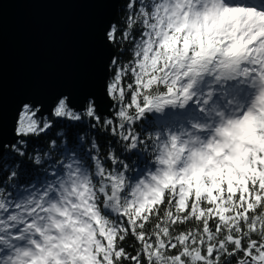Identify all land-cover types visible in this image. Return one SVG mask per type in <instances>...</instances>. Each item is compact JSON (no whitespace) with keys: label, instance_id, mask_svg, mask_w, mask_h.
Segmentation results:
<instances>
[{"label":"snow or ice","instance_id":"obj_1","mask_svg":"<svg viewBox=\"0 0 264 264\" xmlns=\"http://www.w3.org/2000/svg\"><path fill=\"white\" fill-rule=\"evenodd\" d=\"M128 7H137V0H130ZM137 22L144 30L134 45V64L120 69L108 86L109 95L123 101L122 77L131 72L134 78L135 87L128 85L131 102L119 111L123 121L132 123L146 110L183 107L191 101L196 80L204 73L196 66L201 47L207 50L202 66L217 79L232 78L234 69L244 73L238 79L246 82L264 76V0H151L139 4L127 27ZM116 33L112 25L107 39L116 42ZM123 36L136 39L131 31ZM174 51H186L181 62ZM154 84L164 86L163 95L151 94ZM133 106L136 117L127 111ZM39 110L23 105L15 127L21 137L17 143L26 144L23 138L53 127L47 121L41 126ZM52 115L60 123L80 122L84 116L100 120L92 101L81 114L67 96L58 98ZM120 128L121 137L136 149L139 138L126 135L123 123ZM154 139L158 156L177 137ZM13 151L25 155L18 147ZM63 152L67 162L50 164L39 187L33 185L15 199L0 189V264H264V153L257 154L254 164L249 156V175L214 185L203 195L192 192L185 199L179 188H169L159 199L145 201L142 192L151 171L143 180H133L125 174L127 165H122L125 171L109 170L96 157L93 172L74 148ZM111 160L120 163L115 155ZM34 163L41 165V158ZM10 176L15 179L17 172ZM192 222L194 227L174 232L176 226ZM148 224L151 233L145 230ZM129 234L140 243L139 254H129L122 246Z\"/></svg>","mask_w":264,"mask_h":264},{"label":"water","instance_id":"obj_2","mask_svg":"<svg viewBox=\"0 0 264 264\" xmlns=\"http://www.w3.org/2000/svg\"><path fill=\"white\" fill-rule=\"evenodd\" d=\"M119 3L0 0V157L20 138L16 121L26 103L42 117L67 96L79 112L92 101L111 115L108 79L115 51L107 32Z\"/></svg>","mask_w":264,"mask_h":264},{"label":"trees","instance_id":"obj_3","mask_svg":"<svg viewBox=\"0 0 264 264\" xmlns=\"http://www.w3.org/2000/svg\"><path fill=\"white\" fill-rule=\"evenodd\" d=\"M129 2L130 0H120L118 11L112 23V25L117 26V39L116 42H112L115 51L113 59L116 60V63L113 64L111 62L110 64L108 86L114 82V77L120 69H127L134 64V45L138 42L140 33L144 29L138 22L131 29L127 25L129 19L137 14L139 4L141 2L150 4L151 0H137V7L135 8H129ZM126 31H131L136 39L133 40L131 37L124 39L123 33ZM206 76L197 86L195 92L198 93V97L193 100L194 102H192L189 108H183L179 105L180 109L178 108L175 113H172L167 118H158L156 115L159 114L154 110H146L143 117H136L134 106L127 109L129 115L136 117L134 122L123 121L119 117L120 109L126 107L131 102L132 93L129 91L128 85L132 84L135 87V81L131 72L125 73L119 85L125 93L124 100L113 99L114 103L111 108V115L104 116L97 113L100 116L99 121L84 116L80 122L60 123L59 118L54 117L52 114L43 117L36 114V118L40 121L41 126L47 121L53 127L46 132H41L38 136L23 138L28 141L26 144L17 143L21 140L20 137L13 145L7 146L5 154L0 157V189L4 190L6 197L15 199L25 189L30 190L33 185L39 187L45 179V169L51 171L49 168L50 164L56 160H65L67 162L68 156L63 152L66 148H74V154L78 158H82L85 165L90 167L93 172L95 171L93 158L99 157L107 169L125 171L122 165H127L125 174L133 180L139 178L142 173L135 171L136 167H141L140 169L144 167V173L148 165L155 163L156 149L153 147V144L156 143L154 138L157 135L163 141L165 137L164 132H169L170 129L178 127L184 129L194 121L204 120L209 117V110L202 107V100L200 98L204 88L212 78ZM149 91L152 95H163L166 89L163 85L154 84ZM215 102L213 101V104ZM83 113L84 111L81 112V114ZM109 120L112 121L111 124L107 123ZM121 123L124 124L123 132L126 135L131 132L139 138L136 149L130 147L129 140L121 137ZM14 146L20 148L25 155H15L13 151ZM14 155L15 159H13ZM113 155H115L120 163L112 162L111 157ZM37 156L41 158V165H35L34 163ZM12 171L17 172L15 179L10 176ZM48 178L50 179L51 177ZM9 192L12 193L11 196H8ZM161 210L163 211V205H161ZM113 219L119 220L120 218L113 216ZM194 226V222L179 225L176 226L174 232L184 231ZM145 230L151 233L152 225H146ZM122 246L129 254L135 255L140 253V243L131 234L122 242ZM125 264H130V262H125ZM232 264H235V260H233Z\"/></svg>","mask_w":264,"mask_h":264},{"label":"clouds","instance_id":"obj_4","mask_svg":"<svg viewBox=\"0 0 264 264\" xmlns=\"http://www.w3.org/2000/svg\"><path fill=\"white\" fill-rule=\"evenodd\" d=\"M194 42H198V38ZM173 55L179 63L186 56V51L183 54L174 51ZM206 56L207 50L201 47L196 66L204 73L210 72L209 68L202 66ZM233 71L235 75L229 80L244 75L235 69ZM241 82L255 89L248 103L233 98L229 103L238 106L230 114L215 108L212 111L219 117L218 121L192 122L193 130L173 134L177 140L170 146L166 145L154 158L156 170L149 173L151 179L145 183L142 192L145 201L159 199L169 188L173 191L179 188L187 199L192 192L203 195L214 185L249 175V156L254 164L257 154L264 153V135H256L258 130L264 132V76ZM245 108L247 111L241 116ZM201 133H207V137ZM245 144L248 147L245 148Z\"/></svg>","mask_w":264,"mask_h":264},{"label":"rangeland","instance_id":"obj_5","mask_svg":"<svg viewBox=\"0 0 264 264\" xmlns=\"http://www.w3.org/2000/svg\"><path fill=\"white\" fill-rule=\"evenodd\" d=\"M205 136V138L207 137V133L206 134H203ZM139 172H141L142 174L139 176L140 179H144L145 175L147 176L149 171L146 172V173H143V168L142 169H138Z\"/></svg>","mask_w":264,"mask_h":264},{"label":"bare ground","instance_id":"obj_6","mask_svg":"<svg viewBox=\"0 0 264 264\" xmlns=\"http://www.w3.org/2000/svg\"><path fill=\"white\" fill-rule=\"evenodd\" d=\"M92 97V96H91ZM93 98V97H92ZM113 104V103H112ZM112 106V105H111ZM110 106V107H111ZM96 109H97V106H96ZM97 112L99 113V114H101V115H103L102 113H100L99 111H98V109H97ZM106 114V113H105Z\"/></svg>","mask_w":264,"mask_h":264}]
</instances>
